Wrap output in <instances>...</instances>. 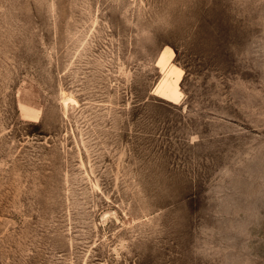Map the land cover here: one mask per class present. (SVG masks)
<instances>
[{
    "label": "rangeland",
    "instance_id": "rangeland-1",
    "mask_svg": "<svg viewBox=\"0 0 264 264\" xmlns=\"http://www.w3.org/2000/svg\"><path fill=\"white\" fill-rule=\"evenodd\" d=\"M0 264H264V0H0Z\"/></svg>",
    "mask_w": 264,
    "mask_h": 264
}]
</instances>
